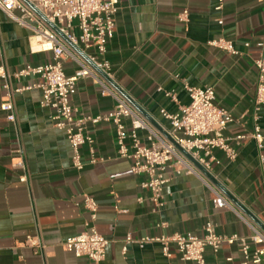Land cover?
I'll use <instances>...</instances> for the list:
<instances>
[{
    "label": "crops",
    "instance_id": "0c3cea01",
    "mask_svg": "<svg viewBox=\"0 0 264 264\" xmlns=\"http://www.w3.org/2000/svg\"><path fill=\"white\" fill-rule=\"evenodd\" d=\"M118 1L115 34L106 54L113 79L98 72L145 121L148 128L138 130L143 143H151L149 128L159 136H167L172 129L162 110L179 113L180 106L190 103L183 79L194 87L214 88L217 105L233 117L224 131L233 146L235 137L253 131L255 125L264 134V105H255L258 70L254 63L259 56L256 42L264 37V0H224L221 9H217L220 0ZM184 9L189 11L187 21L178 17ZM31 35L30 28L0 12V66L10 77L11 89H22L13 96L15 121H9L0 109V264H177L180 255L175 244L170 245L172 257L167 258L159 242L140 248L126 243V236H201L207 221L221 234L264 233V162L255 139H242L233 161L215 149L220 163H213L211 171L187 155L194 172L184 169L177 174L173 165L168 167L164 205L157 211L149 189L142 186L146 175L134 173L132 161L118 155L113 123H85L98 161L90 163L85 144L81 147L84 168L73 167V149L65 131L54 125V111L41 105V90L32 86L39 77L14 76L27 64L53 61L51 51L31 50ZM220 37L233 41L239 54L209 44ZM63 65L68 75L78 68L69 58ZM3 84L0 76V103L7 99ZM166 91L174 92L177 101ZM72 104L77 116H95L112 110L115 100L102 95L91 78H82ZM124 122L129 129L131 120ZM19 158L24 159L26 170L16 166ZM23 173L28 174L26 182L20 181ZM84 194L96 199L99 208L92 224L110 240L99 263L77 257L62 245L91 222L81 201ZM217 194L228 206L214 205ZM36 233L45 244L39 253L24 244L28 235ZM249 243L253 255L257 244ZM204 260V264H243L245 259L237 243L224 242L217 251L207 247Z\"/></svg>",
    "mask_w": 264,
    "mask_h": 264
},
{
    "label": "built area",
    "instance_id": "2783aa9c",
    "mask_svg": "<svg viewBox=\"0 0 264 264\" xmlns=\"http://www.w3.org/2000/svg\"><path fill=\"white\" fill-rule=\"evenodd\" d=\"M41 14L40 16L23 0H0V12L4 13L10 20L32 30L30 36V47L34 51H51L53 61L38 65L27 64L14 73L16 78L26 76H37L39 82L32 86L41 90V105L49 107L54 111L52 116L54 125L65 131L70 145L73 149L71 164L77 170L85 166L81 154V147L89 145L91 158L90 163H96L94 138L85 130V123L91 121L94 124L100 122L113 123L115 126V142L118 155L132 161V171L136 174H145L146 180L142 186L149 189L151 201L155 204L156 211L163 205V188L168 179L165 174L171 165L177 174L184 169L188 173L194 172L189 159L200 164L205 170L211 171L213 163H220L214 155V150L224 152L228 160H235L239 155L238 146L242 139H255L260 153V159L264 162L261 153L264 147V134L258 125L254 130L234 138L236 146L231 144L233 140L225 136L227 125L233 121L231 113L217 105L215 90L213 87H194L185 79L183 84L190 96L188 105L180 106L179 113H169L162 110V114L171 121L172 129L167 131V136H159L150 129L148 139L149 145L142 142L138 130L148 128L141 115L134 110L124 96L113 88L106 80L113 79L111 63L107 59L108 44L113 39L116 26V13L118 11V0H28ZM224 0L219 1L217 9H221ZM189 11L184 9L179 14V20L187 21ZM219 23L223 21L220 19ZM51 25H54L56 31ZM80 31V35L76 34ZM38 38L39 49H33L32 39ZM233 55L239 54L233 41L220 37L209 42ZM246 46H250L246 42ZM259 56L254 60L258 70L255 105H264V37L256 42ZM74 47L80 49L87 58L76 52ZM93 50V52H89ZM72 59L78 66L73 74L68 75L64 70V59ZM102 72L106 78L100 76ZM0 76L4 80L3 87L6 89L7 99L0 103V109L7 113L9 121L16 120V109L14 93L22 89H11L9 76L4 65L0 66ZM82 78H91L101 88L102 95L111 96L115 100L112 110L95 116H77V109L72 104V97L76 92L77 82ZM31 86V87H32ZM30 88V87H28ZM161 89V88H160ZM166 95L177 101L176 94L166 91ZM131 120V127L126 129L124 120ZM153 136L156 138L154 139ZM186 155L189 157H186ZM102 160V159H100ZM16 166L26 170L25 161L19 158ZM28 174L23 173L20 181L26 182ZM82 203L90 214V221L86 223L87 228L76 236L69 237L63 242L65 250L74 253L75 256H85L99 263L106 255V247L110 240L101 235L92 224L97 218L99 205L93 196L84 194ZM217 208L228 206L227 201L219 194L213 200ZM166 223H160L165 226ZM252 240L257 248L252 255L250 243ZM126 243H136L140 248L152 242L162 245L165 257L171 258L170 245L176 246L180 258L177 264L195 262L204 264V252L207 247L214 251L224 243H237L244 256L243 264L248 262L264 261V233L255 231L249 237L238 234H221L216 230L212 221H207L203 226L201 236L192 233H174L172 235L161 234L158 236L144 235L134 238L127 235ZM32 247L36 253L45 249L41 235H28L24 242ZM125 250V248H124Z\"/></svg>",
    "mask_w": 264,
    "mask_h": 264
},
{
    "label": "water",
    "instance_id": "95a60500",
    "mask_svg": "<svg viewBox=\"0 0 264 264\" xmlns=\"http://www.w3.org/2000/svg\"><path fill=\"white\" fill-rule=\"evenodd\" d=\"M25 3H27L33 10H35L40 16L44 17L41 12L39 10H37L28 0H23ZM45 18V17H44ZM56 31H58V29L54 26L51 25ZM140 109V107H138Z\"/></svg>",
    "mask_w": 264,
    "mask_h": 264
},
{
    "label": "bare ground",
    "instance_id": "6f19581e",
    "mask_svg": "<svg viewBox=\"0 0 264 264\" xmlns=\"http://www.w3.org/2000/svg\"><path fill=\"white\" fill-rule=\"evenodd\" d=\"M38 38H33L32 39V47H33V49H39V45H38Z\"/></svg>",
    "mask_w": 264,
    "mask_h": 264
},
{
    "label": "rangeland",
    "instance_id": "374dc122",
    "mask_svg": "<svg viewBox=\"0 0 264 264\" xmlns=\"http://www.w3.org/2000/svg\"><path fill=\"white\" fill-rule=\"evenodd\" d=\"M76 34H77V35H80V31H79V30H76Z\"/></svg>",
    "mask_w": 264,
    "mask_h": 264
}]
</instances>
